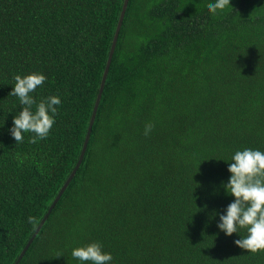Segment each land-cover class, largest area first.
<instances>
[{
	"label": "trees",
	"instance_id": "16d2710c",
	"mask_svg": "<svg viewBox=\"0 0 264 264\" xmlns=\"http://www.w3.org/2000/svg\"><path fill=\"white\" fill-rule=\"evenodd\" d=\"M121 1L0 0V264L76 159ZM214 2L125 0L79 162L15 264H90L71 252L95 241L110 264H264L217 228L231 157L264 152V0ZM33 72L62 103L16 144L9 93Z\"/></svg>",
	"mask_w": 264,
	"mask_h": 264
},
{
	"label": "clouds",
	"instance_id": "9594fccd",
	"mask_svg": "<svg viewBox=\"0 0 264 264\" xmlns=\"http://www.w3.org/2000/svg\"><path fill=\"white\" fill-rule=\"evenodd\" d=\"M228 7H231L230 0H215L214 3L207 5L214 18ZM46 79V76L39 72L23 77L14 76L15 84L9 95L17 97L22 106V110L13 118V126L9 129L16 144L22 143L24 133L28 132L34 133L29 143L35 144L46 139L56 122L57 106L62 103L60 97L49 96L37 103L31 95ZM153 128L151 122L146 123L143 134L148 136ZM231 162L228 166L231 176L227 184L222 186L226 194L232 195L235 199L227 206L226 214L219 216L217 228L226 236L246 229V237L235 240L234 244L251 254H256L264 251V152L253 149L237 151L231 157ZM28 219L30 223L33 220L32 217ZM71 255L81 262L90 264H110L113 259L111 253L103 251V245L99 241L76 247Z\"/></svg>",
	"mask_w": 264,
	"mask_h": 264
},
{
	"label": "water",
	"instance_id": "95a60500",
	"mask_svg": "<svg viewBox=\"0 0 264 264\" xmlns=\"http://www.w3.org/2000/svg\"><path fill=\"white\" fill-rule=\"evenodd\" d=\"M124 5H125V0H122L121 4H120L119 11H118V14H117V17H116L115 24H114V27H113V31H112V34H111V37H110L109 45H108L107 52H106V57H105V60H104V63H103V67L101 69V73H100V77H99V80H98L96 92H95V95H94V98H93V101H92V104H91L90 112H89V115H88V118H87L85 130H84V133H83V137H82V140H81V144H80L76 159H75L72 167L68 171L67 175L62 180L61 184L59 185L58 189L56 190V192H55L54 196L52 197V199L50 200L49 204L47 205L45 211L41 214L40 218L38 219V221L34 225L32 231L30 232V234L28 235V237L24 241L23 245L20 247L19 251L17 252V254H16V256L13 259L11 264H15V262L18 260V258L22 254L23 250L27 246L28 242L30 241V239L32 238V236L34 235L36 230L38 229V227L41 224L42 220L44 219V217H45L47 211L49 210L50 206L53 204V202L57 198L58 194L60 193L62 188L65 186L66 182L68 181V179L72 175L75 167L77 166V163L79 162V159L81 157V154H82L85 142H86V138H87V135H88L90 123L92 121L94 109H95L96 102H97V99H98V95H99V92H100L101 84H102V81H103V78H104V75H105V71H106V67H107L108 61H109L110 53H111V50H112V47H113V44H114L116 32H117V29H118V26H119V23H120V19H121V16H122Z\"/></svg>",
	"mask_w": 264,
	"mask_h": 264
}]
</instances>
